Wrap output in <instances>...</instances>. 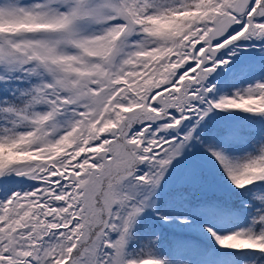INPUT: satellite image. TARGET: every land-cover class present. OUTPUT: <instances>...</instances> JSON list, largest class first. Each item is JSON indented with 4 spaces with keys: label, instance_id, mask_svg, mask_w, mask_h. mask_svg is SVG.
<instances>
[{
    "label": "snow or ice",
    "instance_id": "obj_1",
    "mask_svg": "<svg viewBox=\"0 0 264 264\" xmlns=\"http://www.w3.org/2000/svg\"><path fill=\"white\" fill-rule=\"evenodd\" d=\"M181 169L221 196L161 213ZM148 209L264 264V0H0V264H170Z\"/></svg>",
    "mask_w": 264,
    "mask_h": 264
},
{
    "label": "trees",
    "instance_id": "obj_2",
    "mask_svg": "<svg viewBox=\"0 0 264 264\" xmlns=\"http://www.w3.org/2000/svg\"><path fill=\"white\" fill-rule=\"evenodd\" d=\"M249 52L257 51L256 49H247ZM243 116V113L241 114ZM209 131H221L220 125L209 128ZM219 170H202L194 180H182L163 196L156 204V208L161 213H178V212H196L202 202L215 199L221 196V193L214 190L210 185L222 184ZM183 175V171H182ZM224 180L227 178L224 177ZM230 184V182H228ZM26 187V185H25ZM226 191V189H225ZM239 191V190H237ZM205 218V217H204ZM197 216V223L202 219ZM225 224L232 226V231L247 227L251 222V216L244 217H223ZM142 223L138 224L137 230L140 232L141 241H134V247H143L142 241L152 232H157L162 244L159 246L158 255L167 258L172 264L173 259L180 253H183L189 247H199L204 251H209L213 247V242L204 235L196 226L193 227H173L168 223H157L160 217L151 209L142 219ZM224 250V251H223ZM223 257L229 264H256L257 257L250 255L252 250H231L222 249Z\"/></svg>",
    "mask_w": 264,
    "mask_h": 264
},
{
    "label": "rangeland",
    "instance_id": "obj_3",
    "mask_svg": "<svg viewBox=\"0 0 264 264\" xmlns=\"http://www.w3.org/2000/svg\"><path fill=\"white\" fill-rule=\"evenodd\" d=\"M242 114V113H241ZM240 114V115H241ZM224 118H228V114H222ZM219 125L215 120L209 123V128L213 126ZM182 169L178 170L176 173L173 174L171 177H166L165 181L161 183L160 188L157 190L156 197H155V203L157 204L159 200L167 194V192L172 188V186L176 185L177 182L182 181ZM151 209H148L144 215L142 216L145 217V215L150 211ZM141 218V219H142ZM204 219L211 220L212 223H215L217 226V229L220 231L221 234H228L232 226H228L225 224V221L223 217H205ZM206 232V228L204 229ZM208 238L213 242L214 248H210V251L208 253L204 251L203 249L199 247L192 246L191 248L189 247L187 250H185L183 253L178 254L174 259L172 264H183V257L188 254V253H193V261L194 264H229L223 257L222 255L224 252H222L220 246L216 243L215 239L212 238L209 235H207ZM213 249H219V252H213ZM224 251V250H223Z\"/></svg>",
    "mask_w": 264,
    "mask_h": 264
},
{
    "label": "water",
    "instance_id": "obj_4",
    "mask_svg": "<svg viewBox=\"0 0 264 264\" xmlns=\"http://www.w3.org/2000/svg\"><path fill=\"white\" fill-rule=\"evenodd\" d=\"M244 115H249V114H244Z\"/></svg>",
    "mask_w": 264,
    "mask_h": 264
}]
</instances>
